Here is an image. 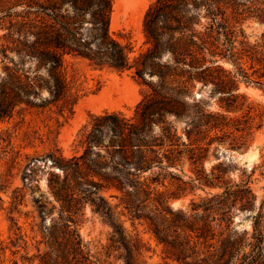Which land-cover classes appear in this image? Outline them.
<instances>
[{
	"label": "trees",
	"instance_id": "16d2710c",
	"mask_svg": "<svg viewBox=\"0 0 264 264\" xmlns=\"http://www.w3.org/2000/svg\"><path fill=\"white\" fill-rule=\"evenodd\" d=\"M17 1L22 11L16 22L14 47L6 46L3 51V58L11 65L4 64L0 77V121L24 106L44 110L59 105L60 112L71 113L76 98L71 99L64 74L65 56L118 72L133 69V75L149 87L130 117L119 111L90 115L89 129L80 139V154L65 157L55 150L27 156L20 176L23 184L31 178L39 157L45 162L50 159V165L59 169L48 170L46 178L56 205L51 203L47 209L50 201H41L43 194L33 198L41 223L57 207L55 219L43 228L47 250L37 255L38 264H110L90 253L77 221L84 204L91 202L96 211L103 209L113 232L122 238V226L101 193L111 189L118 192L111 196L118 199L129 218L148 222L157 239L179 258L193 256L195 264H264V198L252 216L251 230L237 234L232 228V211L236 205L240 209L252 206L250 189H232L220 174H207L203 169L209 146L217 138L209 133L228 126L226 117L207 111L200 101H187L196 81L207 83L211 70L225 71L219 63L222 59L239 64L246 57L264 78V40L250 44L238 28L244 18L264 23V0H155L143 20L150 47L134 58L130 57V47L122 45L109 30L112 0H44L45 6L34 0ZM33 3L44 8V16L31 19L26 15L25 9ZM7 50L16 54L17 61L6 54ZM163 54L168 55L165 61L161 60ZM154 76L155 81L148 79ZM225 78L234 83L236 75L228 72ZM212 79L216 91L228 93L230 100L238 97L225 79ZM168 116L186 121L188 142L179 141ZM184 161L193 166L194 178L184 173ZM220 183L223 191L193 203L194 213L181 222L183 218L170 206L171 199L196 188L221 187ZM5 186L0 189L5 190ZM20 191L17 186L12 189V202ZM197 230V239L190 240L188 232ZM182 234L188 237L182 239ZM16 240H22L21 236ZM6 248L0 241V250Z\"/></svg>",
	"mask_w": 264,
	"mask_h": 264
},
{
	"label": "rangeland",
	"instance_id": "374dc122",
	"mask_svg": "<svg viewBox=\"0 0 264 264\" xmlns=\"http://www.w3.org/2000/svg\"><path fill=\"white\" fill-rule=\"evenodd\" d=\"M34 1L45 6L44 0ZM154 1L112 0V12L115 14L112 19L110 17L109 30L122 45L130 47L131 58L150 47L143 20L148 7ZM114 4L117 7L114 8ZM34 5L35 3L25 9L26 15L31 19L44 16V8ZM21 11L22 7L17 0H0V77L4 64L11 65L3 58V51L6 46L14 47V32ZM238 28L243 30L245 39L250 44L264 40V23L255 18L240 20ZM6 54L17 61L14 52L7 50ZM167 59L168 55L163 54L161 60ZM219 63L225 71L211 70L206 78L207 83L196 81L187 101L188 104L192 100L200 101L207 111L219 112L226 117L224 122L228 126L209 133V137L217 138L209 146L203 169L207 174H220L222 180L232 189H250L254 197L252 206L240 209L236 205L232 211L233 231L240 234L251 230L252 216L264 198V78L258 76L257 65L246 57L239 64L227 59H222ZM63 68L71 99L76 98L71 113L67 110L60 112L59 105H52L44 110L24 106L16 107L9 118L0 121V138L3 139H0V187L7 185L5 190L0 189V241L7 246L4 252L0 250V264H38L37 255L47 250L43 228L48 227L57 215L55 207L45 215L44 222L41 223L33 198H39L43 194L40 200L50 201L46 205L47 209L51 203L56 205L48 193L46 178L48 170L56 172L59 169L50 165V159L47 158L45 162L39 157L35 161L31 178L23 184L20 176L28 160L27 156H43L55 150L65 157L80 154L83 150L80 139L82 133L89 129L90 115L119 111L130 117L136 104L149 91L148 85L133 75V69L118 72L107 67H96L86 60L70 56L64 57ZM228 72L236 75L234 83L226 80L225 75ZM214 77L225 79L226 86L234 88L232 93L238 97L230 100L228 93L216 91L212 84ZM148 79L155 81L156 77ZM168 119L173 121L179 141L188 142L185 134L186 121L173 120V116H168ZM235 127L242 130L237 131ZM241 135L243 139L239 140ZM182 168L187 176L195 177L193 166L188 161L183 162ZM176 172L188 179L180 170ZM219 185L221 187L196 188L182 192L180 196L171 199L170 206L183 218L181 222L184 223L189 214L194 213L191 209L193 203H200L203 199L223 191L224 184ZM16 186L21 188L20 196L16 202H12L11 191ZM101 193L112 207V216L122 226V238H118L113 232L112 225L102 213L101 207V210L96 211L91 202L85 203L82 214L78 216L77 229L91 254L106 259L110 264L196 263L193 256L179 258L177 252L159 241L148 222L129 218L118 205V199L111 196L118 194L117 191L111 189ZM101 206L105 205L102 203ZM188 233L190 237L182 234V239L188 237L193 241L197 239L196 235L200 231ZM19 235L22 240L17 241L16 237ZM202 239L200 237L198 241L201 242ZM15 241L17 243H13ZM12 243L20 246H12ZM11 250L17 252L13 254ZM105 252L109 253L108 257ZM25 257L33 260L29 262Z\"/></svg>",
	"mask_w": 264,
	"mask_h": 264
},
{
	"label": "bare ground",
	"instance_id": "6f19581e",
	"mask_svg": "<svg viewBox=\"0 0 264 264\" xmlns=\"http://www.w3.org/2000/svg\"><path fill=\"white\" fill-rule=\"evenodd\" d=\"M115 7H117L116 4H114V8H115ZM114 14H115V12H112V14H111V19L113 18Z\"/></svg>",
	"mask_w": 264,
	"mask_h": 264
}]
</instances>
